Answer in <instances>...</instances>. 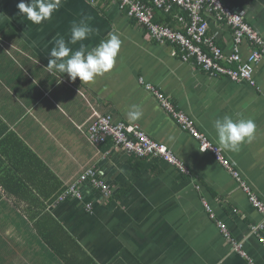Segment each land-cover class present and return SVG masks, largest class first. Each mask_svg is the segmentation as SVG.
Wrapping results in <instances>:
<instances>
[{"label": "crops", "instance_id": "obj_1", "mask_svg": "<svg viewBox=\"0 0 264 264\" xmlns=\"http://www.w3.org/2000/svg\"><path fill=\"white\" fill-rule=\"evenodd\" d=\"M223 1L264 39V0ZM21 2L31 0H0V264H264V245L252 232L262 220L258 209L233 173L203 152L147 89L167 96L216 146L217 119H252V142L239 152L222 151L264 202V61L254 64V85L212 77L174 57V46L153 40L117 3L62 0L50 21L35 25L20 13ZM176 13L157 10L155 19L182 28ZM85 18L96 31L69 43L73 51L81 43L91 50L113 31L122 40L113 72L92 84L48 67L54 38L70 41L73 22ZM206 18L224 54L234 53L232 29ZM250 52L249 45L240 47L245 62ZM90 105L139 125L189 174L162 159L135 157L110 140L91 145ZM132 105L143 111L135 122L127 117ZM89 168L113 196L104 199L85 184L81 199L60 201ZM232 242L243 245L246 257Z\"/></svg>", "mask_w": 264, "mask_h": 264}, {"label": "built area", "instance_id": "obj_2", "mask_svg": "<svg viewBox=\"0 0 264 264\" xmlns=\"http://www.w3.org/2000/svg\"><path fill=\"white\" fill-rule=\"evenodd\" d=\"M106 2L117 3L127 17L135 20L159 44L174 46V57H179L184 62H195L200 69L212 77H225L234 82L246 81L254 85V64L264 61V39L246 22L240 12L231 8L223 0H89V3L95 7ZM175 9L181 11L174 17L182 28L156 21L157 10L169 15ZM206 15H212L232 29L234 53L226 56L222 48L217 45L215 38L209 34ZM243 44L249 45L251 49L246 62L240 53V47ZM147 89L155 94L162 108L173 117L181 129L199 142L203 152L214 155L219 163L233 173L252 205L262 215L261 222L252 228V232L264 245V202L233 169L223 151L217 152L218 146L197 129L189 115L177 110L173 102L154 86L147 85ZM90 107L92 114L87 136L91 145L99 147L110 140L116 147L135 157L162 159L177 167L182 173L189 174L188 167L166 145L153 140L139 125L117 122L111 115L101 114L92 105ZM82 128L83 126L80 127ZM85 184L99 189L104 199H110L113 196L109 184L100 177L99 172L95 168H89L82 173L79 180L70 185L59 200L81 199V186ZM207 208L210 209L208 206ZM219 226L228 237L226 227L221 223ZM232 245L237 252L246 257L241 243L232 242Z\"/></svg>", "mask_w": 264, "mask_h": 264}, {"label": "clouds", "instance_id": "obj_3", "mask_svg": "<svg viewBox=\"0 0 264 264\" xmlns=\"http://www.w3.org/2000/svg\"><path fill=\"white\" fill-rule=\"evenodd\" d=\"M62 6V0H31V3L21 2L17 5L28 21L35 25H41L50 21L54 13ZM90 18H85L79 23L73 22L71 26L70 41L66 42L63 37L54 38V46L49 53L48 67L57 73L67 74L72 81L79 78L85 84L95 83L98 77L110 74L116 67L122 40L116 32H111L107 39L99 45L88 50L81 43L79 50L73 51L68 45L82 42L91 37L96 31L88 23ZM130 122H135L143 117L140 106L132 105L127 112ZM216 139L219 150L227 152H239L245 143H251L256 132V124L252 119H233L224 116L214 123ZM170 135L168 139L174 140Z\"/></svg>", "mask_w": 264, "mask_h": 264}]
</instances>
